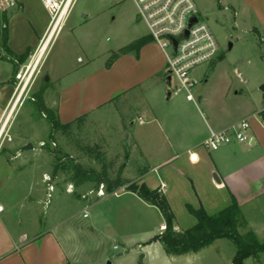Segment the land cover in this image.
<instances>
[{"label": "rangeland", "instance_id": "1", "mask_svg": "<svg viewBox=\"0 0 264 264\" xmlns=\"http://www.w3.org/2000/svg\"><path fill=\"white\" fill-rule=\"evenodd\" d=\"M20 1L23 7L6 15L8 32L17 40L32 39L31 33L35 35V31H40V27L48 22V14L40 0ZM194 1L199 18L208 23L219 43L217 59L198 65L191 71L196 80L192 93L200 110L208 116L205 100L247 101L248 89H253L263 101L260 86L264 81L258 82L264 78V44L253 30L258 26L253 12L241 0ZM27 24L30 29L25 27ZM136 29L148 32L145 23L137 17L131 0H76L63 31L47 52L43 70L31 79L32 94L48 87L44 91V100L47 106L55 109L58 92L52 65L58 61L59 66L61 60L66 62L67 66L63 62L59 66L60 72H64L69 62L79 64L78 56L85 60L87 57L100 60L104 58L102 52L110 50V57L116 45L133 41ZM63 47L67 48L64 52ZM37 48L38 45L30 49L27 58L16 68L29 63ZM3 62L0 59V63ZM3 64L8 68L12 66L8 61ZM5 73L11 75L12 70H5ZM175 82L173 78L171 85ZM8 91L10 87L6 89L7 95ZM235 91L239 92L236 96L233 95ZM198 96L202 98L198 99ZM181 97L163 101L166 114H159L162 125H165V118L170 115L175 100L182 101ZM119 100L92 112L81 125H73L65 132H54L53 136L52 127L38 104L30 99L22 103L12 126L13 140L0 153V203L5 208L0 215V255L21 246L24 234L31 238L33 234L40 233L41 236L43 232L54 229L74 264H232L236 247L228 238L217 239L196 253L166 255L159 241L146 243L160 233V223L164 221L155 205L125 189L118 195L109 193L97 197L96 189L101 183L97 186L95 182L86 181L77 185L71 178L73 171L54 173L53 154L42 142L50 149L72 157L85 169L101 171L105 165L109 166L112 178L122 168V177L132 180L146 174L144 179L149 186H157L158 178L165 180L164 167L150 163L141 149L134 145L136 136L144 137V147L149 153L151 142H156L163 135L159 124L154 120L144 125L138 122L130 124L128 116H123L125 103L134 112L137 107L132 103L138 104L142 99L131 94L128 103ZM145 101L153 106L154 101L157 103L151 91L147 92ZM143 117L150 119L147 113ZM149 133H153L152 138L147 136L145 139ZM162 139L164 141V137ZM28 144L32 147L24 148ZM95 144L99 146L95 151L102 154L101 159H97L95 153L85 151L87 146ZM155 145L157 143L152 147ZM153 168H157L156 172ZM44 175L50 176L54 184L50 197L47 196ZM90 190L93 193L88 195ZM182 210L186 218L195 222L187 209L182 207ZM181 215L178 213L179 218H175L178 230L194 224L185 222ZM120 252L123 254L118 255ZM244 264H264V252L258 259L246 258Z\"/></svg>", "mask_w": 264, "mask_h": 264}, {"label": "crops", "instance_id": "2", "mask_svg": "<svg viewBox=\"0 0 264 264\" xmlns=\"http://www.w3.org/2000/svg\"><path fill=\"white\" fill-rule=\"evenodd\" d=\"M241 1L246 8L253 12L259 26H254L253 30L264 44V0ZM46 26L47 23L44 27H40V31L36 30L35 35L31 33L32 39L27 40H17L14 35H10L8 32V47L18 55L23 54L28 48L36 47ZM25 27L30 29L28 24ZM148 35V32L144 33L136 29L132 40ZM56 37H53L49 42L34 69L33 76L40 75L43 70L44 59ZM129 43L116 45L114 47L116 49L113 51H117ZM65 50L67 48L63 47L62 52ZM109 52L110 50H104L102 52L104 58H100V60L89 57L85 60L78 56L79 64L69 62L68 69H65L64 72H60L59 66L62 65V62L67 66L66 62L61 60L59 66L58 61L52 65L51 70L57 82L55 88L58 92V99L54 101V105L60 121L65 123L82 114H86L88 118L92 112L104 106L113 105L116 100L120 99L119 101L122 103L126 102L131 94L140 97L142 102L132 103V106L137 107L134 112L129 110L125 103L123 116H128L132 125H135L136 122L144 125L152 120L159 124L163 135L159 134L160 139L151 142L149 153L144 147V137L136 136L134 145L141 149L150 163H155L161 168L164 167L165 180L158 178L157 186L151 185L154 187L149 186L144 179L146 174L137 180L144 181L151 188H157L160 181L164 182L166 186L162 192L165 194L176 220L179 218L178 213H182L181 218L190 224L194 220L186 218L182 212V207L187 209L186 204L195 208L203 207L211 215L228 206L235 199L247 220L248 227L255 232L258 238L263 239L264 99L261 101L253 89H248L247 101L205 100L204 107L208 114L206 116L198 107L197 102L188 100L184 93L170 95L168 86L170 84L164 78L165 55L161 47L154 41L150 40L145 43L137 52L131 51L119 55L110 65H107ZM0 59L4 62L8 61ZM3 63H0V107L9 98L12 90L11 80L16 72L14 70H18L14 68L13 63L11 68L4 66ZM5 70H12L11 75H7ZM263 81L264 78L260 79L258 84ZM8 87H10V91L7 95ZM47 89L48 87L45 88V90ZM148 91H151L157 100V103L154 101V106L145 101ZM237 94L239 92L235 91L233 95ZM179 95H182V101L175 100L170 115L165 118V125H162L159 114H166L163 109V101H170L172 97ZM228 96L229 93L226 95L227 99ZM201 98L198 96V99ZM132 106L130 107L132 108ZM144 113L150 116L149 120L144 119ZM135 114L137 115L135 116ZM242 119L249 120L250 128L247 134L251 137L250 141L232 142L217 150H210L202 146V141L208 136L210 129L223 130ZM152 134L146 135L145 139L147 136L149 139L152 138ZM161 137H164V141L161 140ZM153 143H157V145L152 147ZM188 151L197 153V162L190 161ZM153 156L157 158L153 159ZM153 170L156 172L157 168H153ZM215 173L220 182L214 180L213 174ZM131 193L137 196L135 193ZM193 217L195 224L197 219L195 216ZM164 227L163 221L160 223L161 231ZM21 239L23 241L21 246L0 255V264H74L54 229L43 232L41 236L40 233L33 234L31 238L24 234Z\"/></svg>", "mask_w": 264, "mask_h": 264}, {"label": "built area", "instance_id": "3", "mask_svg": "<svg viewBox=\"0 0 264 264\" xmlns=\"http://www.w3.org/2000/svg\"><path fill=\"white\" fill-rule=\"evenodd\" d=\"M40 1L48 14L47 26L38 43V48L32 55L29 63L21 65V68L14 72L11 93L6 103L1 106L0 153L13 140L12 126L19 107L27 99L35 101L31 85L35 68L33 70H30V68L42 44L48 39L51 41L62 30L76 0ZM131 1L135 4L137 17L147 26L152 41L157 43L164 52L166 59L165 70H171V83L173 78L176 79L173 86L170 83V95L184 93L188 100L196 103L197 100L192 93V88L196 84V80L191 76V71L198 65L214 61L219 53V43L208 23L199 18L195 1ZM22 7L23 4L20 0H0V23L9 12L21 9ZM191 14H195L198 20L188 26V20ZM185 31H187V36H184ZM173 39H176V45H174ZM168 48L170 52H168ZM5 60L9 61V57L6 56ZM239 78L244 83L246 82L241 76ZM43 115L45 116L44 113ZM249 128V120L242 119L223 130L210 129L208 136L202 141V146L210 150H217L221 146L232 142L250 141L251 137L247 134ZM52 143L55 144V142ZM42 145H45V142H42ZM188 153L191 162L198 161V156L195 151H188ZM44 180L47 183V196L50 197L52 191H54V184L48 175H44ZM165 186L166 184L160 181L158 188L162 191ZM71 188L72 185L69 186V191H71ZM123 189L125 187H119L112 194L118 195L119 191ZM91 193H93L92 190L88 194ZM106 194L109 193L106 192L104 184L101 183L96 189V195L97 197H104ZM4 210V206L0 203V213Z\"/></svg>", "mask_w": 264, "mask_h": 264}, {"label": "trees", "instance_id": "4", "mask_svg": "<svg viewBox=\"0 0 264 264\" xmlns=\"http://www.w3.org/2000/svg\"><path fill=\"white\" fill-rule=\"evenodd\" d=\"M150 40H152L150 35L144 36L117 51H113L107 60V65H110L121 54L131 51L137 52L142 45ZM0 50L4 54L0 53V57L6 59V56H8L14 68H16L19 62H23L27 58L30 51L28 48L23 54L18 55L8 47V20L6 16H4L0 23ZM44 90L45 88L35 92L34 96L39 109L45 114V118L52 127L51 136H53L54 132H65L71 129L73 125H81L85 121L86 114H82L74 120L62 123L57 111L46 106L44 102ZM43 146H47L53 154L54 173L59 170L66 172L73 171L71 178L76 181L77 185L86 181L95 182L97 186L103 183L107 193H112L119 187L125 186V190L135 193L145 202L158 207L164 217L165 227L146 243L159 241L167 255L196 253L220 238H228L234 242L236 251L232 258V264H244V260L248 257L258 259L259 255L264 252V238H258L255 232L248 227L247 220L235 199L228 206L211 215L203 207L195 208L190 204H186L187 211L196 217L197 222L189 228L177 230L175 228V215L172 208L165 194L158 187L151 188L144 181L122 177V168L118 170L114 178L110 176L109 166L107 165L101 171H96L93 168L85 169L75 162L72 157L62 155L57 149H50V146L46 143ZM98 148L99 146L95 144L87 146L85 151L88 154L95 153L96 158L101 159L102 154L95 151Z\"/></svg>", "mask_w": 264, "mask_h": 264}, {"label": "water", "instance_id": "5", "mask_svg": "<svg viewBox=\"0 0 264 264\" xmlns=\"http://www.w3.org/2000/svg\"><path fill=\"white\" fill-rule=\"evenodd\" d=\"M197 20H198L197 16L195 14H191L190 17H189V20H188V26H190L193 23L197 22ZM184 36H187V31H185ZM176 42H177L176 39H173L174 45H176ZM166 72H167L166 79H167L168 83L170 84L171 83V70H167ZM260 90L262 92L263 99H264V83L260 86ZM30 147H32V145L31 144H28L24 148H30ZM213 177H214V180L216 182H220V179L218 178V176H217L216 173L213 174ZM122 254L123 253L120 252L118 255H122ZM142 257H143V255H141L140 261L142 260Z\"/></svg>", "mask_w": 264, "mask_h": 264}, {"label": "bare ground", "instance_id": "6", "mask_svg": "<svg viewBox=\"0 0 264 264\" xmlns=\"http://www.w3.org/2000/svg\"><path fill=\"white\" fill-rule=\"evenodd\" d=\"M49 41H50V39H48L47 41H45V42L42 44V47H41L39 53L37 54V57H36V59L34 60L32 66H31V68H30V70H33V69L37 66L39 60L41 59L42 55L44 54L45 49L47 48V46H48V44H49Z\"/></svg>", "mask_w": 264, "mask_h": 264}, {"label": "snow or ice", "instance_id": "7", "mask_svg": "<svg viewBox=\"0 0 264 264\" xmlns=\"http://www.w3.org/2000/svg\"><path fill=\"white\" fill-rule=\"evenodd\" d=\"M193 159H195V157H193Z\"/></svg>", "mask_w": 264, "mask_h": 264}]
</instances>
